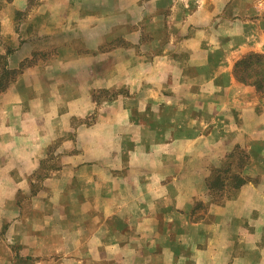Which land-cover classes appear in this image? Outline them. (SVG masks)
I'll return each instance as SVG.
<instances>
[{"label": "crops", "instance_id": "crops-1", "mask_svg": "<svg viewBox=\"0 0 264 264\" xmlns=\"http://www.w3.org/2000/svg\"><path fill=\"white\" fill-rule=\"evenodd\" d=\"M1 1L0 57L21 73L0 94V264H264V97L233 74L246 53L264 55L262 17L228 33L226 48L221 22L171 36L151 59L136 51V92L99 104L90 86L115 81L110 69L96 74L91 55L111 56L97 49L126 39L129 21L158 30L159 0H139L136 20L89 9L104 0ZM182 1L177 6L200 8L208 0ZM136 31L142 38L145 29ZM209 34L218 42L198 41ZM82 71L95 79L81 94ZM70 85L71 110L50 112ZM50 134L74 139L58 147L33 193ZM237 150L246 162L232 176L243 184L226 180L211 194L210 169Z\"/></svg>", "mask_w": 264, "mask_h": 264}, {"label": "rangeland", "instance_id": "rangeland-1", "mask_svg": "<svg viewBox=\"0 0 264 264\" xmlns=\"http://www.w3.org/2000/svg\"><path fill=\"white\" fill-rule=\"evenodd\" d=\"M106 4L100 5L99 7H93L89 9L96 8V12L98 11H107L106 15H112L114 17L116 14L121 16H126L129 18V20H136L138 18L139 14V8L136 5L139 0H104ZM183 2L182 0H159V16L161 18V22L157 24L159 26V29L154 31H151L153 29V23L145 22L136 24V22L125 23L127 24L126 30L128 31L129 36L125 38H113L111 39L110 43L107 42L105 45L99 47L97 50H108L112 51V55L105 57L102 54H93L91 55V58H95V67H96V74L103 75L105 70L110 69L111 71H108L111 73L113 81H115V85H113L111 88H103L101 86H90L92 91L90 90L91 97L95 102H98L100 104V101L103 100H110L115 99L120 95H130L133 92H136L135 90V83L134 81L130 80V77H133V73L135 72L136 68L138 67L139 60L136 61L135 53L136 51H147L149 54V59H151V51H158L159 53H162L163 49L167 46L168 42L171 41V36H176L177 38L183 36V34L189 33V30L193 31L192 28L198 29L200 26L208 27L207 30L213 31L219 23H222V31L224 34L223 39L221 40L224 42V48H226V42L228 33H231L232 31L237 32L239 31L242 33L243 31V21L244 20H253L256 18L262 17L264 21V0H233V6L230 5L231 0H208L206 2V5L202 7H182L177 6V2ZM0 2H2L0 0ZM175 6V8H173ZM90 11V10H89ZM186 11V12H185ZM177 14L179 17L182 16L187 17L189 13H192V17L187 19V22L183 23H176V21H172L171 23L166 22L168 20L169 15ZM184 13L188 14L185 15ZM216 16V21L214 23H211L212 19ZM200 17L202 19H205L209 22L200 21ZM230 20H234V22H230ZM192 21V22H191ZM237 21V22H236ZM114 24V23H112ZM155 25V24H154ZM189 26V27H188ZM188 27V30H187ZM191 27V28H190ZM141 28L145 29V33H143L142 38L139 36L140 32L136 30H141ZM148 31H147V30ZM123 32V31H122ZM142 33V31H141ZM210 35V36H209ZM206 39H199V42L202 43H217L218 39L214 38L212 35L209 34ZM89 42H96V38H90L88 40ZM221 42V43H222ZM81 44L82 49H87V47L84 46L83 43ZM118 48H122V50L119 53L117 51ZM92 50H96L94 48H91ZM96 50V51H97ZM126 50H130L129 53H127ZM116 52H118L116 54ZM220 52V51H219ZM249 53H255V52H249ZM246 53L245 55L249 54ZM213 54V53H212ZM245 55H243L241 58H243ZM51 58L52 56H44L42 59L43 61H47V58ZM82 57V56H81ZM196 57V56H194ZM88 56L85 55L81 59V63L89 62ZM239 59V60H240ZM40 59L38 58L37 61ZM238 61V60H237ZM31 63V61H30ZM123 63V64H120ZM84 64V63H83ZM5 65V68L7 70L3 69V66ZM7 60L6 58L0 59V94L6 91L5 89H8L17 79L19 74L21 73V70H8L7 68ZM118 65H124L122 66V70H118ZM116 67V68H115ZM4 70V71H3ZM7 71V72H6ZM95 76L94 71L92 72ZM81 77V89L88 90V82H91V79H95V77L89 78V73L87 71H82L80 73ZM57 75H54L52 79L54 80ZM66 78V76H65ZM68 79H71L69 76ZM89 79V80H88ZM127 79H129L127 81ZM125 80V81H124ZM123 82L124 84L122 85ZM50 83V80L47 79V84ZM93 83V82H92ZM5 87L4 90H2ZM75 92V88L71 85L68 87H63L61 91L59 92V100L57 104L51 105L49 104L48 110L52 113H54L57 109L60 111L65 110H71L72 101L71 98L73 97L72 94ZM82 94V91H81ZM82 98V97H81ZM79 104L82 106L84 104V101L80 100ZM22 106V104H21ZM94 116L90 117L89 119H80L78 120H72L71 125H87L96 120L97 117L93 118ZM80 124H79V123ZM25 138V136H23ZM19 138H22V136H19ZM48 140L51 138H54L52 144L47 148L46 154H43V159H45V163L43 167L41 168L40 172H37L33 179L35 180V183H33V189L32 192L34 193L37 191L39 183H42L45 177L49 176L51 171L55 167V160L56 157L60 155V152L58 151L59 146H63V142H67L64 144H69L73 141V135H59L57 139H55V136L50 134L47 135ZM24 140V139H22ZM63 150V149H62ZM67 151H62V155H64ZM242 153V152H241ZM240 152L235 151V153H230L225 157L224 162L220 167H212L210 169V177L208 178L207 186L209 182H212L214 180L215 176L218 174L219 171L226 172L225 176H231L233 173L238 174L239 171L238 166L240 167L241 161L239 159ZM244 155V154H243ZM47 160V161H46ZM243 162V161H242ZM225 184V183H224ZM228 185L233 186L231 181L228 182ZM209 188V186H208ZM224 188V185L220 188H217L214 192L215 193H221L222 189ZM213 193V194H215ZM24 197H20L19 199L22 201ZM200 207H198V211Z\"/></svg>", "mask_w": 264, "mask_h": 264}, {"label": "trees", "instance_id": "trees-1", "mask_svg": "<svg viewBox=\"0 0 264 264\" xmlns=\"http://www.w3.org/2000/svg\"><path fill=\"white\" fill-rule=\"evenodd\" d=\"M2 58L3 57H0V59ZM3 69L7 70L5 65L3 66ZM233 74L236 81L254 87L259 96L264 97V55L259 53H249L245 55L235 63ZM4 89L5 87L2 90ZM239 159L241 161L240 167H243L242 165L245 164L246 158L241 152L239 154ZM225 173L226 172L219 171L214 180L208 183L211 194L215 193L214 191L217 188H220L223 185L225 186L224 183L226 180L231 181L234 187H239L243 184L244 181L239 178L238 175L225 176ZM216 194L218 195L219 193H215V195Z\"/></svg>", "mask_w": 264, "mask_h": 264}]
</instances>
